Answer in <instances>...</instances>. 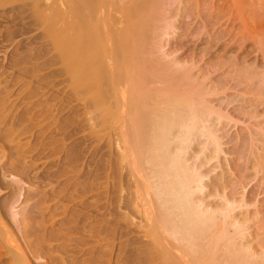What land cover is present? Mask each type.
<instances>
[{"label":"bare ground","instance_id":"obj_1","mask_svg":"<svg viewBox=\"0 0 264 264\" xmlns=\"http://www.w3.org/2000/svg\"><path fill=\"white\" fill-rule=\"evenodd\" d=\"M208 3L212 1L0 0V78L9 68L12 79L15 72L17 81L30 79L27 88L19 85L22 95L16 103H8L7 109L4 99L9 93L3 94L7 83L1 86L5 98L0 93V264L131 262L124 257L103 260L96 200L88 229L91 235H86L89 240L82 238L87 228L82 211L65 209L63 217L55 221L49 214L51 207L45 212L44 205L52 200L54 191L48 194L36 188L26 192V210L12 212L21 195L17 177H28L39 168L36 163L44 161L48 167L59 160L61 167L49 174L51 180L66 175L70 163L62 143L66 134L60 129L55 133L52 120L49 87L56 65L64 74L57 77L65 76L71 96L84 101L93 127L112 125V108L117 106L120 158L146 194L141 209L147 225L138 228L146 231L142 238L148 241H140L135 264H264V246L254 248L248 240L250 219L235 214L237 208L247 207L244 196L237 199L234 192L226 196L224 185L211 183L210 188L205 183L210 172L201 170L204 161L211 162L219 152L213 132H218L224 117L217 110L220 106L214 109L208 91L197 84L190 70L181 67L192 59H175L176 47L171 53L162 51L161 42L180 29L178 20L202 18L200 8ZM215 3L224 4L223 17L228 20L239 18L237 7L250 15L264 8V0ZM117 13L120 19L116 22ZM219 15L220 11H214L207 18L218 20ZM210 24L205 21V27ZM35 82L43 91L41 96ZM36 94L41 99L32 101ZM18 106L23 108L21 114L14 113ZM28 133L32 142L22 143ZM206 147L208 156L202 159ZM239 149L235 151L238 157L242 154ZM67 185L68 181L60 184V195ZM6 193L8 198L2 199ZM217 197L218 203L208 201ZM28 201L32 202L29 206Z\"/></svg>","mask_w":264,"mask_h":264},{"label":"rangeland","instance_id":"obj_2","mask_svg":"<svg viewBox=\"0 0 264 264\" xmlns=\"http://www.w3.org/2000/svg\"><path fill=\"white\" fill-rule=\"evenodd\" d=\"M207 1H212V4L208 3L207 6L201 7L200 10L203 12L201 14L207 18L211 12L220 11L218 20L214 16L207 19L203 17L183 18L182 21L179 19L180 29L175 31L173 36L166 37L164 40L167 42L164 43V40L161 42L165 46L162 51L171 53L176 47L178 52L175 56L173 55L175 59H187L188 61L192 59V63L188 62L181 67L185 71L190 70L192 75L197 78V84L208 91V99L213 101L212 105L216 104V107L213 108L216 109L220 106L217 110L224 117L218 125V132H213V135L216 134L214 137L218 141L219 152L211 162L204 161L205 165L201 170L206 173L210 172L205 178L206 181L204 179L209 187L211 183L213 186L224 185L226 196L233 192L236 193L235 195L238 194L235 196L237 199L244 196L243 200L247 202L245 205L247 207L237 208L235 214L240 218H244L246 215L250 219L249 224L247 223V227L250 228L248 233L251 235L248 240L254 245V248H258L264 246V8L260 12L250 15L243 13L242 9L237 7L239 18L228 20V17H223L225 12L221 5L224 4H214L216 0ZM114 17L117 22L120 19V13L115 14ZM205 21H209L211 24L205 27ZM1 57L2 55H0V63L2 62ZM167 59L169 57H165V60ZM56 67L58 66H54L53 72L56 73L52 74L51 87H49L51 88L49 89L51 91V93L49 92L50 101L53 100L51 104L52 120L55 123V125L53 124L55 129H57H54L55 133L60 129L66 134L62 143L65 146L64 153H67L68 158L70 157V163L67 162L69 166L66 167V175L56 176L51 180L48 178L49 174L53 175L61 167L57 160L59 155L55 156L57 161L52 166L45 167L44 161H41L36 163L39 168L35 169L36 171L33 170L28 177H17L21 195L17 198L12 212H22L26 208L27 205L24 204L26 192L31 191L32 193L36 188L42 189L48 194L54 191L55 193L51 196L52 200L44 205L45 212L49 211L47 206L51 207L49 214L54 216L55 221L63 217L65 209L82 211L86 215L83 225L87 227L86 230L83 229L86 234L84 232L82 238L89 240L91 234L88 229L93 224V203L96 200L95 207L100 224L98 239L101 237L99 241L102 245L103 260L112 258L115 261L117 258L120 260L124 257L131 259L130 264H135L138 260L136 250L141 247V240L144 239L142 237L146 232L144 229L138 228L146 224L144 209H141L146 203L144 198L146 194L142 189L143 186L134 181L137 179L136 176L133 177L129 174V170L126 169L120 158V152L116 145V140L120 136L119 117L116 114L117 106L112 108L115 113L112 125L93 127V122H89V116L86 115L84 101H79L80 98L76 96L73 98L74 95L71 96L67 82L64 81L66 80L65 76L60 77L64 74L60 73V67H58L59 69ZM178 67L180 68V66ZM6 70H8L7 73H10L9 68ZM7 73L4 74L5 77L3 75V78H0L1 95L4 91L2 90L4 83H7V91H4L3 94L9 93V96L4 94L7 98L2 95L5 98V108L9 104L16 103L20 94L22 95L19 85L22 84L27 88L26 85L30 82L28 77L17 81L15 79L16 72L13 79ZM55 75L56 77H53ZM57 75L60 76L57 77ZM250 77H253L252 81L249 80ZM35 83L38 84V82ZM39 86L38 84L37 87L40 88ZM21 89L23 90L22 87ZM41 91L40 88L39 95ZM39 95L36 94L30 98L32 101L41 99V95ZM254 98H258L257 102ZM31 100L29 101L31 102ZM29 101L27 102L29 103ZM21 102L23 101L21 100ZM24 104H27L26 101ZM24 104L22 106H27ZM21 108L18 106V110L13 112L21 114L23 109ZM26 141L32 142L30 133L22 139V143H26ZM238 148H240V154L242 151L239 157L235 152ZM206 156H208L207 147L201 158L204 159ZM122 167L125 168L121 169ZM48 168L50 169L47 170ZM35 172L40 175L38 176ZM9 180L12 179L9 178ZM65 181H68L65 194L60 195V184ZM242 186H245L243 191L241 190ZM61 196H64V199L58 203ZM5 198H8L7 193L2 196V199ZM218 198H210L208 201L218 203L220 202ZM31 201L33 202V199ZM31 201H28V206L32 204ZM55 205L56 208H54ZM14 228L12 227V231L18 235ZM88 234L89 237L86 236ZM143 241L148 240L144 239ZM56 244L53 242V245ZM72 244L74 243L72 242ZM80 247L83 248L81 245L78 248L81 249ZM102 264L105 262L103 261Z\"/></svg>","mask_w":264,"mask_h":264}]
</instances>
